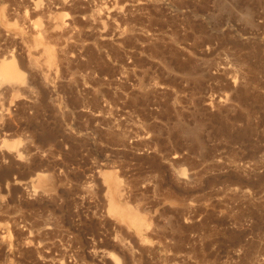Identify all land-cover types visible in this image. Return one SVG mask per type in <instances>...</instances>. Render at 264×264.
Here are the masks:
<instances>
[{
    "label": "rangeland",
    "instance_id": "obj_1",
    "mask_svg": "<svg viewBox=\"0 0 264 264\" xmlns=\"http://www.w3.org/2000/svg\"><path fill=\"white\" fill-rule=\"evenodd\" d=\"M0 264H264V0H0Z\"/></svg>",
    "mask_w": 264,
    "mask_h": 264
}]
</instances>
